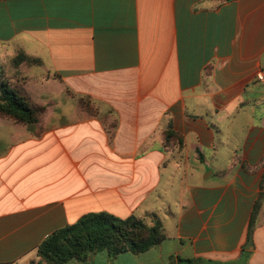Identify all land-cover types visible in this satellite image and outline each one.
Returning a JSON list of instances; mask_svg holds the SVG:
<instances>
[{"label": "crops", "instance_id": "0c3cea01", "mask_svg": "<svg viewBox=\"0 0 264 264\" xmlns=\"http://www.w3.org/2000/svg\"><path fill=\"white\" fill-rule=\"evenodd\" d=\"M1 61L44 110L0 116V264L96 210L164 237L62 264H264V0H0Z\"/></svg>", "mask_w": 264, "mask_h": 264}, {"label": "trees", "instance_id": "16d2710c", "mask_svg": "<svg viewBox=\"0 0 264 264\" xmlns=\"http://www.w3.org/2000/svg\"><path fill=\"white\" fill-rule=\"evenodd\" d=\"M32 58L18 52L13 62ZM78 104L92 110L90 103L78 97ZM44 105L33 101L21 83H9L0 79V116L7 117L15 123H33L43 112ZM181 135L173 129L167 120L162 130V144L166 148L179 145ZM262 194L258 192V197ZM257 199L250 211L246 239L255 223ZM164 237L162 224L158 216L150 211L144 216L128 214L116 216L105 210L87 211L80 214L74 221L57 227L47 233L35 247L37 258L28 264H62L70 258L83 260L92 252L102 250L108 258L118 252L129 250L142 251L158 243ZM185 264H223L222 262L200 257H183L179 259Z\"/></svg>", "mask_w": 264, "mask_h": 264}, {"label": "rangeland", "instance_id": "374dc122", "mask_svg": "<svg viewBox=\"0 0 264 264\" xmlns=\"http://www.w3.org/2000/svg\"><path fill=\"white\" fill-rule=\"evenodd\" d=\"M0 79H5L6 81H8L9 83H18L20 84V77H18L17 75L15 76L13 71H11V64L6 63V61L4 63H2V61L0 62Z\"/></svg>", "mask_w": 264, "mask_h": 264}, {"label": "built area", "instance_id": "2783aa9c", "mask_svg": "<svg viewBox=\"0 0 264 264\" xmlns=\"http://www.w3.org/2000/svg\"><path fill=\"white\" fill-rule=\"evenodd\" d=\"M254 76L258 80L263 79L264 78V67L256 69L254 72Z\"/></svg>", "mask_w": 264, "mask_h": 264}]
</instances>
